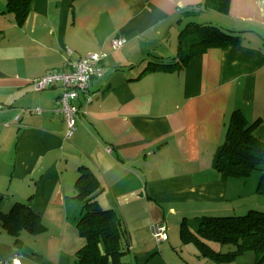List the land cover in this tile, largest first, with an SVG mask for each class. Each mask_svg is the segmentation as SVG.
I'll return each mask as SVG.
<instances>
[{
  "label": "crops",
  "instance_id": "0c3cea01",
  "mask_svg": "<svg viewBox=\"0 0 264 264\" xmlns=\"http://www.w3.org/2000/svg\"><path fill=\"white\" fill-rule=\"evenodd\" d=\"M29 1L22 20L0 0V214L27 204L44 231H23L16 243L0 224V262L76 264L85 244L77 229L82 168L97 177L101 207L123 218L133 264L137 253L154 255L158 224L169 230L190 213L264 211L260 176L255 195L263 198L242 202L239 179L253 174L225 179L213 166L234 113L257 123L264 140V0H229L226 15L205 9L206 0ZM192 22L245 39L186 67L147 71L177 56ZM118 37L127 44L114 51ZM98 53L106 55L104 75L91 81L90 103L83 94L76 100L67 140L54 111L63 87L37 91L33 82Z\"/></svg>",
  "mask_w": 264,
  "mask_h": 264
},
{
  "label": "trees",
  "instance_id": "16d2710c",
  "mask_svg": "<svg viewBox=\"0 0 264 264\" xmlns=\"http://www.w3.org/2000/svg\"><path fill=\"white\" fill-rule=\"evenodd\" d=\"M29 2L9 0V7L23 20ZM229 5V0H206L203 7L226 15ZM181 37L183 41L177 56L167 62L160 59L152 62L147 71L186 67L192 59L209 50L240 46L245 39L243 34L195 22L184 28ZM256 125L249 124L240 112L234 113L225 141L214 156L213 166L225 179H247L253 172H260L259 191L264 194V140L255 134ZM77 190L83 201L77 229L85 244L75 254L76 264H124L125 257L131 253L128 231L116 211L101 207L98 180L91 170H80ZM185 221L180 226L183 244L194 246L206 261L231 263L253 252L257 255V264L264 263V211L252 209L244 215L206 216L201 220ZM0 224L16 243L23 231L32 234L44 231L41 218L27 204L18 203L11 213H1ZM223 247L234 250L223 253L220 251Z\"/></svg>",
  "mask_w": 264,
  "mask_h": 264
},
{
  "label": "built area",
  "instance_id": "2783aa9c",
  "mask_svg": "<svg viewBox=\"0 0 264 264\" xmlns=\"http://www.w3.org/2000/svg\"><path fill=\"white\" fill-rule=\"evenodd\" d=\"M126 44L127 39L123 37L112 40V48L114 51L122 49ZM105 59V54H90L76 61L70 71H54L33 82L35 90L37 91H43L57 85L63 87V93L54 111L63 115L67 125V140H70L76 131V120L79 108L75 102L82 94L86 96L88 103L92 101L90 84L93 79L101 78L104 75L103 63ZM37 111L40 113V110ZM152 234L158 244L164 243L169 239L168 227L165 223L154 226L152 228ZM2 264L10 263L4 262ZM12 264H21V262L16 259L12 261Z\"/></svg>",
  "mask_w": 264,
  "mask_h": 264
},
{
  "label": "rangeland",
  "instance_id": "374dc122",
  "mask_svg": "<svg viewBox=\"0 0 264 264\" xmlns=\"http://www.w3.org/2000/svg\"><path fill=\"white\" fill-rule=\"evenodd\" d=\"M257 176H260L261 178V173L258 171H255L253 172V176L249 178L246 181V183L242 182V180L239 179V185H238L237 192H240L243 190V192L241 193L242 202H244L245 200H247L246 202L248 201L253 202V200L254 202H256L263 198V197H258L255 195L257 193L258 183H259V181L256 180ZM245 184H247V187H244L246 186ZM248 211L249 210H244V211H237L234 213L235 214L242 213L241 215H244V214H247ZM194 219L201 220L203 219V217L202 216L200 217V215L197 216L195 215V213H190L188 218L185 219L186 220L185 222L192 221ZM171 223L172 224H169L170 228L168 230V233L170 236L169 241H167V243H163V245H161L162 248H160L161 246H158L156 240L154 239L153 241L154 243L152 245V248L154 249V252L152 253H154V255L149 257L146 255L137 253L136 257L139 261L137 262L135 260L136 264H216L212 261H206L205 259L200 257L199 251L194 246L183 244L181 240V236H180L181 222L179 220L178 221L173 220L171 221ZM214 247L219 249L216 245ZM232 250H234L232 249V247H223L222 249H220V251L223 253H227L228 251H232ZM256 256L257 255L255 253L248 252L241 259H239V261L225 263V264H257ZM1 263L3 262H0V264ZM124 264H133L131 254L125 257Z\"/></svg>",
  "mask_w": 264,
  "mask_h": 264
}]
</instances>
